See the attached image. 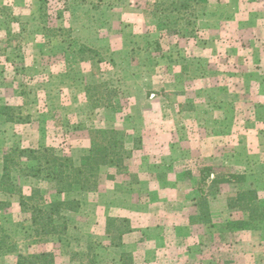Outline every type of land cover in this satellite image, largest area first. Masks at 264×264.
Masks as SVG:
<instances>
[{
	"label": "rangeland",
	"instance_id": "rangeland-1",
	"mask_svg": "<svg viewBox=\"0 0 264 264\" xmlns=\"http://www.w3.org/2000/svg\"><path fill=\"white\" fill-rule=\"evenodd\" d=\"M181 1L0 0V108L19 107L22 117H30L28 123H13L0 113V175L3 154L15 146L53 148L77 164L90 131L116 130L133 138L131 142L127 136V144H142L144 136L143 144H176L180 154L169 150L171 155L193 157L196 164L191 168L197 177L181 180L179 186H197L206 198L220 190L211 205L207 198V216L212 220L222 213L223 196L233 187L218 181L231 176L230 168L223 161L212 166L209 156L228 157L230 144H259L264 138V0H195L198 4L192 2L186 13L164 12ZM160 20L167 21L164 31ZM101 83L117 90L119 111L89 104L86 88ZM173 104L177 106L172 111ZM180 108L197 111L172 117ZM173 120L181 125L174 128ZM212 120L215 128L207 125ZM255 130L261 138L252 133ZM185 144H223L224 148H214L213 156L212 149L204 147L206 157H196L186 153ZM125 163L127 171L118 176L122 184L137 172L135 162ZM253 170V176L264 175V170ZM210 173L217 179L208 180ZM11 176L24 195L36 187L53 195L46 184L22 177L17 169ZM252 178L236 181L235 188L244 185L264 192V177L261 184ZM83 193L58 198L84 203ZM193 216L194 222L200 218ZM67 217L64 235H34L29 216L21 212L19 195L0 193V229L16 246L15 253L0 257V264H15L17 253L39 252H52L55 264H180L178 250L162 245L160 233L157 238L146 233L135 239V251L122 253L118 260L120 250L109 244L112 236L116 242L125 224H110L107 219L105 225L112 230L106 237L101 228L88 230L86 213H67ZM261 227L229 234L204 223V228L193 230L201 239L195 238L181 264H264ZM236 239H246V245L233 247ZM171 255L179 256L177 262L169 259Z\"/></svg>",
	"mask_w": 264,
	"mask_h": 264
},
{
	"label": "trees",
	"instance_id": "trees-1",
	"mask_svg": "<svg viewBox=\"0 0 264 264\" xmlns=\"http://www.w3.org/2000/svg\"><path fill=\"white\" fill-rule=\"evenodd\" d=\"M195 0H182L176 4L174 9L164 12L186 13ZM175 4V1H172ZM162 7L163 4L156 5ZM166 20H168L166 18ZM167 21L159 22L164 31ZM85 52H92L90 48H84ZM100 90H102L100 92ZM86 96L93 108H108L120 110L117 100L118 92L110 88L107 83L98 86H88ZM19 107L5 106L0 108V113L9 122L25 124L30 121L29 116L22 117ZM126 135L116 130L95 129L90 131V147L79 157L77 164L69 157L61 156L53 148L39 147L36 149L13 147L2 157V173L0 175V193L12 196L19 195V206L22 213L29 216L31 231L34 235L44 238L64 235L68 228L69 218L67 213H75L81 208V202L77 199H59L63 194L74 192H91L97 189L100 171L103 167L115 168L118 173L125 171V161L130 157L131 152L126 148ZM32 162L31 166H24L22 163ZM17 169L24 178L33 179L44 183L53 192L48 195L41 188H31L28 195L22 193V189L15 186L12 180V171ZM215 179H217L215 177ZM213 179V180H215ZM245 176L231 174L220 181L230 184L233 189L227 194L225 207L229 218L222 223H213L208 218V204L205 196H200L197 205L200 212L199 222L208 223V226L221 233L236 234L238 231H255L264 223V200H262L255 189L246 188L244 185L235 188L236 181L243 182ZM211 180V181H213ZM201 191V190H200ZM50 192V193H51ZM234 213L239 214L235 218ZM234 217V218H233ZM122 222L124 220L111 219V222ZM194 222V219L192 218ZM196 221V222H197ZM205 221V222H204ZM110 226L107 225V229ZM121 227L116 226L119 230ZM112 230V229H111ZM108 229V233L110 231ZM130 229L125 225L117 235L110 240L115 247L118 246L123 234ZM113 241V242H112ZM16 246L10 237L0 229V257L7 253H15ZM15 264H55V255L52 252H39L21 254L17 253ZM94 264V262H91Z\"/></svg>",
	"mask_w": 264,
	"mask_h": 264
},
{
	"label": "crops",
	"instance_id": "crops-1",
	"mask_svg": "<svg viewBox=\"0 0 264 264\" xmlns=\"http://www.w3.org/2000/svg\"><path fill=\"white\" fill-rule=\"evenodd\" d=\"M176 106L175 104L170 105L171 110ZM175 109L174 112L171 113L172 117L184 115L185 113V116L188 117L190 113L197 111L196 109L193 111H186L181 108L179 110ZM261 123L264 125V121ZM208 124L215 128L214 120L210 123L207 122V125ZM178 125L181 124H177L173 120L172 126L176 128ZM174 128H172L171 131H173ZM258 132L260 131H252V133H256L259 136L260 133ZM127 136L130 138L131 142H133V138L129 135H126V137ZM230 137H232V135L228 131V138ZM261 137L262 136H259L258 138ZM258 138L256 137V141ZM144 139V136H141L140 141H142V144H126V148L131 152L128 159H131V162H135L138 168H136L137 172L133 179L131 181L129 180L130 182L122 184V182L120 183L118 180V176L122 175L121 173H118L115 168L103 167L99 174L97 189L90 193H83L84 203L79 200L81 202V208L74 213V216L86 213L89 217L88 220L90 225L88 230L95 229L96 227L101 228L106 237L110 236L105 225L107 219L125 220V225L130 231L122 235L117 247L111 245V243L109 244L111 249L120 250L118 260H120L122 253L135 251L134 247H136V245L133 244V242L137 241L140 237L142 238L143 234H155L157 238L158 233H160V243L162 245L166 244V246L170 247V250H178V254L180 255L179 263L181 264L184 263L183 259L185 261L188 255V247H191L195 238L198 241L201 239V236L198 237L193 234V230L204 228L203 222L192 221V213L195 214L193 217L200 214L199 208L196 207V205L202 192L198 191L197 186H192L187 189L179 186L181 180V182H184L186 180L190 181L196 179L197 172L195 170L193 171L191 168V165L196 164V160H194L193 157L177 158L175 156L176 154H173L175 151L180 154V151L175 149L177 147L176 144H143L145 142ZM247 142L248 141H246V143ZM262 142H264V138H262V141H259V144L258 142H256V144H230L227 148V150L230 151L227 153L228 157L224 155V158H222L220 155L216 154L219 158H212V156H209V160H213L212 166L223 161V164L230 168L231 174L241 172L249 181H253L252 177L259 181L264 175L260 176L255 174V176H253V173L256 172V170L253 169H260L262 170L261 172L264 170V144L260 145ZM89 147L90 141L89 144H84V150ZM184 147L187 150L186 153L192 152L196 157H206L203 151L204 147L212 149L213 156L215 155L214 148L218 150L224 148L223 144H185ZM232 149L234 151H232ZM250 149H255L257 153L260 152L261 156H254ZM169 150L173 152L172 155L169 153ZM160 151H165L164 153H166V155H160ZM238 152H240V154ZM225 158H228V160L225 161ZM251 159H253L254 162H251ZM255 163L257 165L254 166ZM125 166V171H127L128 165L126 163ZM215 177L216 175L214 173H210L208 180L211 181L215 179ZM259 182L261 184L263 181ZM216 194L209 197L207 196L210 205L215 198L214 196L219 198L220 190ZM257 194L259 197L264 196L262 189H257ZM202 196H205V194ZM223 197L224 200H226V195ZM223 210L224 211L222 213L220 212L219 215H214L212 217L213 223H222L229 218L226 207H224ZM72 214L73 212L70 213V215ZM237 217L238 216H235V218ZM261 226L262 230H264V223H262ZM242 232L246 234L253 231ZM260 235H264V232ZM166 236L168 239H166ZM131 239L132 244H130ZM260 240H262L260 243H263V239ZM246 241V239H236L232 244L233 247H235L237 243L246 245ZM161 244H158L159 247ZM251 246L252 245H250V247ZM178 257L171 255L169 259L177 262ZM134 264H136V262H134Z\"/></svg>",
	"mask_w": 264,
	"mask_h": 264
}]
</instances>
